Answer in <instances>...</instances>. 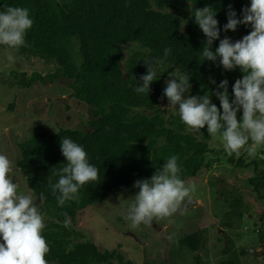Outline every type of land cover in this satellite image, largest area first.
Listing matches in <instances>:
<instances>
[{
    "label": "trees",
    "instance_id": "1",
    "mask_svg": "<svg viewBox=\"0 0 264 264\" xmlns=\"http://www.w3.org/2000/svg\"><path fill=\"white\" fill-rule=\"evenodd\" d=\"M187 2L197 8L210 6L216 11L220 38L229 36V30L223 31L230 5L228 0ZM188 4L177 0H0V11L4 6L27 7L34 20L26 34L28 46L21 47L18 52L54 60L58 66L48 80L66 79L72 95L89 104L94 116L90 131L60 127L51 133L45 125L38 124L32 136L19 143L17 166L25 175L29 188L55 218L46 224L43 232L50 246L48 261L56 264L126 263L118 249L101 250L91 240L73 238L77 231L72 222L79 211L119 191L133 188L139 179L150 178L170 155L179 156L183 180L195 178L204 166L212 136L206 126L194 132L187 129L179 113L165 115L161 106L165 99L161 100L165 81L175 69H180L190 75L192 95L210 94L224 79L229 81L231 94L232 86L236 79L242 78L243 72L239 68L225 71L218 61H203L201 49L206 37L189 16ZM241 5V0L235 2L236 8ZM172 9L183 16L186 29ZM131 43H138L141 48L150 50L154 58H161L162 67L156 71L157 80L151 84L148 95L133 90L142 83L140 76L146 74L147 66L137 59L124 62L127 59L125 49ZM218 46L219 40L214 41L213 50ZM165 48H171L167 57L164 56ZM38 78L47 82L41 74L35 73L22 85L29 86ZM212 79L215 84L211 83ZM212 102L220 107L215 95H212ZM239 116H242V109ZM63 138H71L85 148L90 163L99 169L100 178L82 186L77 198L61 207L56 199L59 193L53 194L48 177L56 183L59 177L55 173L67 163L61 152ZM241 162L242 158L236 164ZM255 177V189L262 199L264 171ZM240 203L241 199L237 198L232 205ZM65 213L71 218L69 227L64 224ZM259 232L262 241L264 230ZM175 244L198 251L203 245L202 232L187 234L176 239ZM195 259L199 262L197 254ZM218 264L236 262L225 258Z\"/></svg>",
    "mask_w": 264,
    "mask_h": 264
},
{
    "label": "rangeland",
    "instance_id": "2",
    "mask_svg": "<svg viewBox=\"0 0 264 264\" xmlns=\"http://www.w3.org/2000/svg\"><path fill=\"white\" fill-rule=\"evenodd\" d=\"M177 1L188 4L187 0ZM228 1L238 16L242 15L243 7L251 2L241 0L242 5L236 8L235 2L238 0ZM186 7L189 16L194 19L192 13L197 7L192 4ZM172 10L181 19L182 28L186 29L183 16L177 10ZM251 30L250 26L241 24L235 31L230 29L228 37L235 42ZM9 53L14 57L10 65L7 60ZM125 53L127 59L124 62L137 59L146 63L147 59L154 58L150 50L141 48L138 43H131ZM57 66L54 60L21 54L16 49L0 45V152L15 162L14 179L19 182L21 192L33 196L34 203L45 217V224L53 222L55 218L29 188L25 175L17 166L19 143L30 138L38 124L45 125L51 133L60 127L90 131L93 129L90 121L94 119L90 105L72 95L66 79L48 80ZM161 67L159 64L156 71H160ZM124 70L126 72V68ZM35 73L41 74L47 82L38 78L29 86L22 85L30 81ZM172 73V76H178L185 71L175 69ZM168 103L166 97L161 103L165 115H177L178 109L169 107ZM209 148L199 173L195 178L185 180L186 183L195 184L196 191L182 202L183 214L178 211L171 217L132 227L131 221L125 217L138 192L133 187L80 210L72 222L77 231L73 238L91 240L101 250L118 249L125 257L126 263L114 261L108 264H218L225 258L234 259L236 264H264V240L261 241L259 232L264 230V197L260 199L259 191L255 189V176L264 171V145L257 148L254 156L248 155L246 150H242L239 157L235 154L229 156L224 149L222 136L216 134L211 137ZM240 158L242 162L237 165ZM260 194L264 195V190H260ZM237 198L241 199L240 205H232ZM189 200L195 202L186 204ZM195 231L202 232L203 237V245L198 251L175 244L176 239ZM169 236L172 238L169 239ZM248 250H256L259 254L254 255ZM196 254L199 262H196ZM49 264L56 262L49 261Z\"/></svg>",
    "mask_w": 264,
    "mask_h": 264
},
{
    "label": "clouds",
    "instance_id": "3",
    "mask_svg": "<svg viewBox=\"0 0 264 264\" xmlns=\"http://www.w3.org/2000/svg\"><path fill=\"white\" fill-rule=\"evenodd\" d=\"M192 15L206 37L201 49L203 61H218L225 71L239 68L243 76L236 79L231 94L229 81L224 79L210 94L204 95H186L191 88L187 72L170 76L165 81L161 100L166 97L168 106L178 109L181 121L188 128L201 130L206 126L209 135L220 134L229 156L239 157L242 150L254 156L257 148L264 145V0H251L250 5L243 7L241 16L231 4L228 6L227 23L223 26L225 33L237 30L241 24L252 29L235 42L228 36L220 38L216 11L210 6L195 8ZM33 24L29 8L4 6L0 11V45L17 50L28 46L26 34ZM216 40L219 46L213 50ZM170 54L171 48H165L164 56ZM7 60L9 65L14 62L11 53ZM160 63L158 56L146 60L147 72L140 76L142 83L133 89L137 94H149L151 84L157 80L156 67ZM211 83L215 84V79ZM212 95L220 100V107L212 102ZM241 109L242 116L238 117ZM61 152L67 163L55 173L59 177L56 183H52L51 176L48 180L53 194L59 193L56 199L63 207L77 198L82 186L100 177L99 169L90 163L82 145L71 138H63ZM14 165L8 155L0 152V264H49L46 256L50 246L43 235L45 217L33 196L20 191V184L13 175ZM180 172L179 156L173 154L150 178L135 181L133 186L138 192L125 217L132 227L148 225L154 219L171 217L178 211L183 214L182 202L196 191V186L186 183ZM64 224L65 227L71 224L67 213Z\"/></svg>",
    "mask_w": 264,
    "mask_h": 264
},
{
    "label": "water",
    "instance_id": "4",
    "mask_svg": "<svg viewBox=\"0 0 264 264\" xmlns=\"http://www.w3.org/2000/svg\"><path fill=\"white\" fill-rule=\"evenodd\" d=\"M188 202H195V201H193V200H189V201L186 202V204H187ZM248 251H249L250 253L254 254V255H258V254H259V252L256 251V250H248Z\"/></svg>",
    "mask_w": 264,
    "mask_h": 264
}]
</instances>
